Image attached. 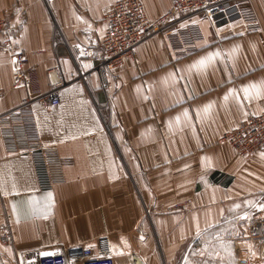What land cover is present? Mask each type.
Masks as SVG:
<instances>
[{"label":"crops","instance_id":"obj_1","mask_svg":"<svg viewBox=\"0 0 264 264\" xmlns=\"http://www.w3.org/2000/svg\"><path fill=\"white\" fill-rule=\"evenodd\" d=\"M117 1L0 0V116L34 112L28 135L57 148L65 171L63 183L40 190L32 160L8 153L0 131V234L7 224L13 238L0 239V264H17L16 250L35 254L106 235L118 264H174L189 248L187 264H198L200 244L212 241L231 252L232 264H264V148L244 158L222 140L264 112V0H243L260 31L218 40L202 19L198 52L175 60L160 31L107 70L83 51L100 53L103 20ZM141 1L151 21L173 2ZM12 51L23 54L31 84L13 86ZM56 67L59 84L48 74ZM36 92L59 103L45 106ZM188 199L186 210L174 209Z\"/></svg>","mask_w":264,"mask_h":264},{"label":"built area","instance_id":"obj_2","mask_svg":"<svg viewBox=\"0 0 264 264\" xmlns=\"http://www.w3.org/2000/svg\"><path fill=\"white\" fill-rule=\"evenodd\" d=\"M1 12V9H0ZM199 13L200 18L175 26L177 18ZM206 19L218 38L225 34L237 36L261 30L257 12L243 0H173L171 10L156 21H151L141 0H118L104 18L106 32L101 43L100 53L94 46L83 51L85 57L98 59L99 66L107 70L122 67L134 57L137 46L151 35L163 31L171 55L175 60L188 57L200 50L206 40L201 20ZM7 31L6 18L0 16V36ZM11 63L14 68L13 86L31 84L29 71L25 69V58L21 52L12 51ZM59 67L48 74L51 82L59 84ZM41 104L57 105L58 99L51 94L39 93ZM4 92L0 91V98ZM33 98H26L23 106ZM35 120L34 112L23 107L10 110L0 116V131L5 148L10 154L28 156L35 169L37 185L40 190H51L65 181V171L60 152L57 148L44 144L40 138L28 135L27 127ZM222 140L230 144L244 158L250 157L264 148V112L251 114L240 126L227 131ZM192 199L175 204V210H186ZM1 242L12 244V231L7 224L2 225ZM17 264H118L111 237L98 238L95 244H83L71 248L51 246L33 253L16 250ZM133 261L137 259L132 254ZM242 264L246 261L242 260Z\"/></svg>","mask_w":264,"mask_h":264},{"label":"rangeland","instance_id":"obj_3","mask_svg":"<svg viewBox=\"0 0 264 264\" xmlns=\"http://www.w3.org/2000/svg\"><path fill=\"white\" fill-rule=\"evenodd\" d=\"M190 259L191 252L189 248L188 251L180 254L174 264H187ZM231 259V252L229 250L225 252L219 251L218 246L216 247L213 241L200 244L198 249V264H232Z\"/></svg>","mask_w":264,"mask_h":264},{"label":"snow or ice","instance_id":"obj_4","mask_svg":"<svg viewBox=\"0 0 264 264\" xmlns=\"http://www.w3.org/2000/svg\"><path fill=\"white\" fill-rule=\"evenodd\" d=\"M200 64L201 65H204L205 64V61L203 60V59H201V61H200ZM253 89H256V91H257V94H260V88H259V86L258 85H255V84H253L252 86H251ZM245 94L246 95H249V89L248 88H245ZM177 119H179V118H177ZM50 195V194H49ZM262 207H264V205H262Z\"/></svg>","mask_w":264,"mask_h":264}]
</instances>
